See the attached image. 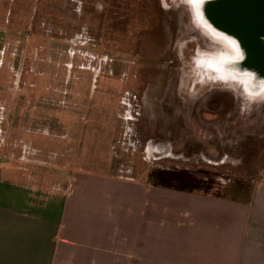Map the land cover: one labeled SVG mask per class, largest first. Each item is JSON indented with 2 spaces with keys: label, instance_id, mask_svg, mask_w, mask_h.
Instances as JSON below:
<instances>
[{
  "label": "rangeland",
  "instance_id": "1",
  "mask_svg": "<svg viewBox=\"0 0 264 264\" xmlns=\"http://www.w3.org/2000/svg\"><path fill=\"white\" fill-rule=\"evenodd\" d=\"M197 1L202 8L211 2L0 0V58L1 45H48L42 59L15 50L11 72L7 63L0 70V78L10 76L9 91L35 70L33 59L45 67L36 74L51 75L38 106L51 109L52 128L35 130L50 137L33 136L35 143H75L65 121H82L83 132L81 142L53 145L50 154L28 143L17 151L0 100L2 160L18 162L40 186L57 179L39 170L73 169L67 159L78 154L84 170L148 183L152 174L187 175L208 195L249 203L264 177V84L253 88L237 70L243 62L199 16Z\"/></svg>",
  "mask_w": 264,
  "mask_h": 264
},
{
  "label": "crops",
  "instance_id": "2",
  "mask_svg": "<svg viewBox=\"0 0 264 264\" xmlns=\"http://www.w3.org/2000/svg\"><path fill=\"white\" fill-rule=\"evenodd\" d=\"M13 34L18 41L19 33ZM46 46L1 45L0 70L5 63L11 70L17 49L42 59ZM33 60L35 70L21 76L18 91L6 89L10 76L0 78V100L10 110L16 150L28 143L50 154L53 145L66 149L81 142L82 121L63 123L75 130V143H35L33 136L50 137L35 130L52 128L51 109L38 106L49 95L51 75L36 74L44 64ZM2 159L0 264H264V177L250 202L240 203L84 170L78 154L67 159L75 161L73 169L37 170L35 175L57 179L40 186L18 162Z\"/></svg>",
  "mask_w": 264,
  "mask_h": 264
},
{
  "label": "water",
  "instance_id": "3",
  "mask_svg": "<svg viewBox=\"0 0 264 264\" xmlns=\"http://www.w3.org/2000/svg\"><path fill=\"white\" fill-rule=\"evenodd\" d=\"M204 16L214 28L236 39L244 56L238 71L264 79V0H211Z\"/></svg>",
  "mask_w": 264,
  "mask_h": 264
},
{
  "label": "trees",
  "instance_id": "4",
  "mask_svg": "<svg viewBox=\"0 0 264 264\" xmlns=\"http://www.w3.org/2000/svg\"><path fill=\"white\" fill-rule=\"evenodd\" d=\"M149 184L178 191L202 192L205 194L209 192V190H205L202 188L201 183H198L187 175L173 177L170 174H152L149 177Z\"/></svg>",
  "mask_w": 264,
  "mask_h": 264
},
{
  "label": "bare ground",
  "instance_id": "5",
  "mask_svg": "<svg viewBox=\"0 0 264 264\" xmlns=\"http://www.w3.org/2000/svg\"><path fill=\"white\" fill-rule=\"evenodd\" d=\"M198 2V1H197ZM197 2L195 3L196 4V10L197 12L199 13V16L200 17H205L204 14L206 13L204 11V8L201 7V4H197ZM210 27V26H209ZM211 28V27H210ZM212 29V28H211ZM214 33L222 36V37H225V42L227 45H230V48L231 50H233L234 52V56L236 57V60H235V63H240L241 61H243V56H244V53L242 51V49L240 48L239 44L237 43L236 39L232 38V37H228L226 36L224 33H220L218 31H213ZM178 47V46H177ZM178 53V52H177ZM179 58V57H178ZM245 72H242L241 74L242 75H247V78H249V82H250V85L253 87V88H258L259 84L260 85H263L264 84V79L260 80V81H256V76H255V73L254 72H246L245 74H243ZM178 93V92H177ZM210 98V97H209Z\"/></svg>",
  "mask_w": 264,
  "mask_h": 264
}]
</instances>
